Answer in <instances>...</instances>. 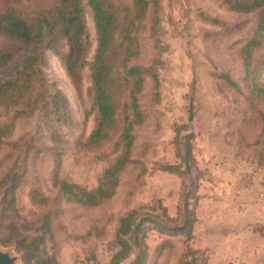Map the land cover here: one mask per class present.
Masks as SVG:
<instances>
[{"label": "rangeland", "instance_id": "rangeland-1", "mask_svg": "<svg viewBox=\"0 0 264 264\" xmlns=\"http://www.w3.org/2000/svg\"><path fill=\"white\" fill-rule=\"evenodd\" d=\"M113 1L123 8L132 6L131 0ZM59 3L20 0L11 6L23 18L33 19ZM82 5L88 48L77 83L67 75L59 57L43 45L27 47L0 37V50L13 55L0 69V82L19 70L29 56L40 55L47 85H55L63 93L74 121L71 130L55 128L60 144L51 141L42 113L12 122L0 146V179L14 172L19 182L15 212L9 219L0 220V241L8 237L5 225L9 223L16 225L21 235H43L35 229L48 217L43 248L58 264H108L119 250L115 239L118 223L128 213H137L136 223L148 218L158 220L165 230L178 226L180 217L174 223L167 222L159 207L174 218L188 198L183 195L182 180L160 171V167L178 163L175 131L185 126L187 131L181 136L194 135L193 157L202 173L197 181L195 224L188 244L195 251V264H264V106L249 102L239 57L256 29L257 14L231 12L218 0H160L157 13L150 10L144 21L135 24L131 33L138 55L129 61V67L152 69L159 86L155 90L150 76L143 80L137 96L143 122L133 128L130 163L119 175L114 196L97 207L85 208L67 203L53 187L54 156L60 155L62 180L95 188L102 172L119 155L124 117L132 119V114L130 84L126 82L117 94V130L97 148L81 150L77 146L91 134L96 119L89 67L97 37L86 0ZM4 6L0 0V14ZM66 51L63 44L60 52ZM262 55L264 42L253 57ZM117 74L121 79L124 71L120 69ZM220 75H227L238 89ZM259 83L264 88V71ZM12 116L13 111L0 108V127L10 126ZM33 191L47 198L48 204H34L30 199ZM193 205L194 200H189V211ZM142 227L146 229L145 264H179L185 238L160 232L151 222ZM0 249L16 264H24L23 254L14 245L0 244ZM136 253L134 250L122 264H131Z\"/></svg>", "mask_w": 264, "mask_h": 264}, {"label": "trees", "instance_id": "trees-1", "mask_svg": "<svg viewBox=\"0 0 264 264\" xmlns=\"http://www.w3.org/2000/svg\"><path fill=\"white\" fill-rule=\"evenodd\" d=\"M4 9L0 14V37L18 42L24 46L43 45L48 51L57 55L67 75L77 83L79 71L84 66V58L88 48V38L85 30L84 9L82 0H60L58 6L39 12L33 19H25L17 13L12 3L20 0H3ZM160 0H131V8H123L113 0H86L93 15L97 37V47L93 62L90 64L92 85V108L96 112L95 126L84 142H79V149L97 148L105 143L112 133L117 130L119 105L117 94L123 83L130 84L128 93L132 119L124 117L119 135L121 151L116 159L100 175L93 189H86L77 184L62 180L59 177V157L54 156V169L51 181L58 193L67 203H73L85 208H94L110 200L118 187L119 175L130 163V153L134 143L132 134L134 126L143 122L137 102L143 80L150 76L155 90L159 82L152 69L139 66L129 67V61L136 58V39L131 29L136 23H141L148 12L157 13ZM231 12L243 15L257 14L256 29L251 38L240 49L239 57L244 66L243 83L249 92V102L264 106V88L259 83V76L264 71V55L253 57L264 42V0H218ZM129 21L127 22V20ZM156 22V21H155ZM65 44L67 51L61 53ZM13 58L9 52L0 50V69ZM44 61L40 55L29 56L23 65L12 76L0 82V108L13 111L10 126L0 127V146L2 139L9 133L12 122L19 118H29L36 113H42L45 124L50 131L51 141L61 143V138L55 128L68 130L74 128V121L69 109V103L63 93L55 85L48 86L41 72ZM122 69L124 76L119 79L118 71ZM233 89L238 86L227 75H220ZM186 127L175 131L174 165H162L160 171L179 177L184 197V205L176 211L175 219L162 210L161 216L167 222L174 223L180 217V223L173 229H164L158 220L143 218L136 223V212L128 213L120 219L115 233L119 250L111 257L108 264H122L127 261L134 250L137 251L131 264H145L146 249L144 238L146 222L154 224L160 232L168 231L173 235L185 238V252L179 264H195V251L189 247L195 224L194 209L198 196L196 195L197 181L202 173L198 171L193 157L194 135L181 136ZM195 172V176H193ZM19 177L14 172L6 173L0 179V220L10 218L15 212V192L18 188ZM31 201L40 206L48 204L49 200L39 192L33 191ZM194 200L193 209L188 210V201ZM185 200V199H184ZM8 237L0 241L3 246L14 245L23 254L24 264H58L54 256L44 251L46 231L49 230L48 217L43 219L42 226L35 232L42 234L29 237L21 235L13 223L5 225Z\"/></svg>", "mask_w": 264, "mask_h": 264}, {"label": "water", "instance_id": "water-1", "mask_svg": "<svg viewBox=\"0 0 264 264\" xmlns=\"http://www.w3.org/2000/svg\"><path fill=\"white\" fill-rule=\"evenodd\" d=\"M0 264H16V260L13 257H11L7 252H3L0 249Z\"/></svg>", "mask_w": 264, "mask_h": 264}, {"label": "built area", "instance_id": "built-area-1", "mask_svg": "<svg viewBox=\"0 0 264 264\" xmlns=\"http://www.w3.org/2000/svg\"><path fill=\"white\" fill-rule=\"evenodd\" d=\"M250 170H254V167H250Z\"/></svg>", "mask_w": 264, "mask_h": 264}]
</instances>
